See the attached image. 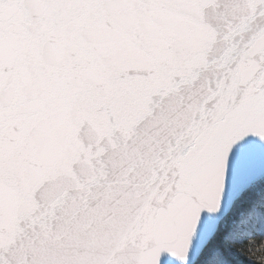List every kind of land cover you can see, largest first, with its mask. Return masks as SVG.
Wrapping results in <instances>:
<instances>
[{
	"label": "snow or ice",
	"instance_id": "6c2138e0",
	"mask_svg": "<svg viewBox=\"0 0 264 264\" xmlns=\"http://www.w3.org/2000/svg\"><path fill=\"white\" fill-rule=\"evenodd\" d=\"M264 0H0V264H264Z\"/></svg>",
	"mask_w": 264,
	"mask_h": 264
},
{
	"label": "trees",
	"instance_id": "16d2710c",
	"mask_svg": "<svg viewBox=\"0 0 264 264\" xmlns=\"http://www.w3.org/2000/svg\"><path fill=\"white\" fill-rule=\"evenodd\" d=\"M256 239H257L258 241H261V242L264 241V238L257 237Z\"/></svg>",
	"mask_w": 264,
	"mask_h": 264
},
{
	"label": "rangeland",
	"instance_id": "374dc122",
	"mask_svg": "<svg viewBox=\"0 0 264 264\" xmlns=\"http://www.w3.org/2000/svg\"><path fill=\"white\" fill-rule=\"evenodd\" d=\"M264 242V241H263Z\"/></svg>",
	"mask_w": 264,
	"mask_h": 264
}]
</instances>
